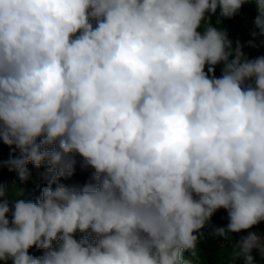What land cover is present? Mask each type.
Returning a JSON list of instances; mask_svg holds the SVG:
<instances>
[{
    "label": "clouds",
    "instance_id": "1",
    "mask_svg": "<svg viewBox=\"0 0 264 264\" xmlns=\"http://www.w3.org/2000/svg\"><path fill=\"white\" fill-rule=\"evenodd\" d=\"M249 2L264 34V0H0V167L48 179L35 202L0 184V264H193L218 210L213 236L264 222V56L208 22Z\"/></svg>",
    "mask_w": 264,
    "mask_h": 264
},
{
    "label": "trees",
    "instance_id": "2",
    "mask_svg": "<svg viewBox=\"0 0 264 264\" xmlns=\"http://www.w3.org/2000/svg\"><path fill=\"white\" fill-rule=\"evenodd\" d=\"M258 15V9L254 2L245 3L238 14L232 18H224L219 15V10L216 14L210 15L209 21L212 26L217 27L222 31H226L228 39L232 41L233 48L236 47L237 41L242 46V51L248 59H255L264 56V41L260 40L258 34L260 29L256 27L254 21ZM204 25L202 24L199 31L203 32ZM253 33H256L253 36ZM254 45V46H253ZM224 64L215 66V76L222 75ZM11 154L9 146L0 144V159L6 162ZM19 156L18 150L14 153ZM31 175L26 182H21L15 171H9L7 166L0 168V184L6 187V192L12 191L15 188L26 190V201L31 200L35 202L41 195V189L48 184V179L43 175L42 171L46 165L36 168L31 163L27 165ZM76 174V172H74ZM60 183L64 184L61 178ZM55 187V185H53ZM9 200L10 197L7 195ZM216 226L208 224L203 230V238L197 246V256L201 260V264H220L222 261L223 248L230 244H236L241 237L246 236L249 230L241 231L240 233H233L228 238L213 236V229ZM81 233L77 231L75 234L76 239H80ZM31 255L41 256L44 250L33 247L29 250Z\"/></svg>",
    "mask_w": 264,
    "mask_h": 264
},
{
    "label": "rangeland",
    "instance_id": "3",
    "mask_svg": "<svg viewBox=\"0 0 264 264\" xmlns=\"http://www.w3.org/2000/svg\"><path fill=\"white\" fill-rule=\"evenodd\" d=\"M251 3V2H250ZM258 37L260 40L264 41V34H258ZM2 142H0L1 144ZM76 166H75V172L71 177L68 178H62L64 181V184L67 186H78L82 187L86 183L91 182L92 178V173L94 169L91 167H82L83 160L81 157L76 156ZM0 162H4L3 160L0 159ZM4 167V166H2ZM0 167V168H2ZM43 175L46 173V168L42 171ZM46 176V175H45ZM22 192V194H20ZM11 200L13 199H26V190L25 189H18L15 188L12 191H9L7 194ZM228 223V218H227V212L224 209L218 210L211 218V221L209 224H213L216 227L220 226H226ZM207 226V225H206ZM203 230V229H202ZM249 231H254L257 232L258 234L261 235L262 240H264V222H261L260 224L254 226L252 229H249ZM233 233H230L232 235ZM236 249V244H230L223 248V253H222V261L220 264H232V253L233 250ZM252 255L254 257V262L255 264H264V259L261 258V255L257 250H253ZM184 257L186 259H191L193 260V264H201L200 258L197 256L193 257L191 253L185 252ZM8 264H11V261H8ZM235 264H244L243 259H239L235 262Z\"/></svg>",
    "mask_w": 264,
    "mask_h": 264
}]
</instances>
